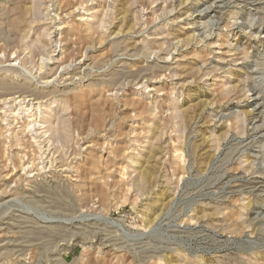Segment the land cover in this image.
Segmentation results:
<instances>
[{
	"label": "rangeland",
	"instance_id": "374dc122",
	"mask_svg": "<svg viewBox=\"0 0 264 264\" xmlns=\"http://www.w3.org/2000/svg\"><path fill=\"white\" fill-rule=\"evenodd\" d=\"M263 24L264 0H0V264H264Z\"/></svg>",
	"mask_w": 264,
	"mask_h": 264
},
{
	"label": "bare ground",
	"instance_id": "6f19581e",
	"mask_svg": "<svg viewBox=\"0 0 264 264\" xmlns=\"http://www.w3.org/2000/svg\"><path fill=\"white\" fill-rule=\"evenodd\" d=\"M225 1H226V0H225ZM227 3H228V2H227ZM77 7H78V6H77ZM224 9H225V8H224ZM72 10L76 11L77 9H76V7H75V8L72 9ZM143 10H144V9H143ZM87 11H88V10H87ZM141 12H142V11H141ZM93 18H94L93 16H89V17L80 16L79 22H81V23H80V24H81V27H83V26H82V23H83V24L87 27V32L90 31V27L94 26V25H92V23H93ZM156 18H157V17H156ZM220 19H221V18H220ZM96 20H97V19H96ZM98 20H99V19H98ZM153 21H154V20H153ZM156 22H157V21H156ZM228 23H229V22H228ZM140 24H141V23H140ZM102 25H103V24H102ZM263 25H264V24H263ZM85 26H84V27H85ZM252 26H253V25H252ZM84 27H83V28H84ZM99 27H100V25H99ZM229 27H230V26H229ZM94 28H95V27H94ZM94 28H91V29L95 30ZM93 32H94V31H92V33H93ZM96 32H97V31H96ZM90 33H91V32H89V34H90ZM164 33H165V32H164ZM85 34H88V33H85ZM89 34H88V35H89ZM100 35H101V34H100ZM90 36H91V35H89V37H90ZM216 45H217V44H216ZM218 47H219V46H218ZM172 50H173V49H172ZM174 50H175V49H174ZM218 50H219V49H218ZM227 50H228V49H227ZM178 51H179V50H178ZM19 53H20V52H19ZM170 53H171V52H170ZM14 54H15V53H14ZM22 54H23V53H22ZM15 55H16V54H15ZM15 55H14V56H15ZM229 55H230V54H229ZM229 55H227V57H229ZM168 56H170V55H168ZM0 57H1V56H0ZM170 57H171V56H170ZM5 58H6V57H5ZM17 58H18V57H17ZM212 58H213V57H212ZM145 59H146V58H145ZM225 59H226V58H224V57L221 58V59L219 58V60H218L219 64H217V66H214V67H213L214 70H212L211 72L206 73L205 76H206L207 74L210 75V74L214 73L215 70L217 71V70L222 69V64L225 62ZM227 59H228V58H227ZM17 60H18V59H17ZM167 60H168V59H167ZM232 60H233V59H232ZM4 61H5V60H4ZM162 61H163V60H162ZM168 61H169V60H168ZM234 61H235V60H234ZM79 62H80V61H79ZM16 63H17V62H16ZM70 63H71V62H70ZM66 65H67V64H66ZM219 65H221V66H219ZM229 65H230V64H229ZM63 66H64V65H63ZM22 68H23V67H22ZM59 69H60V68H59ZM166 72H167V71H166ZM67 73H68V72H67ZM123 73H124V72H123ZM162 74H163V73H162ZM168 74H169V73H168ZM164 75H165V74H164ZM208 75H207V76H208ZM57 76H58V75H57ZM75 76H77V75H75ZM207 76H206V77H207ZM164 78H165V77H164ZM258 79H259V78H258ZM73 80H74V79H73ZM143 80H144V79H143ZM73 82H74V81H73ZM214 82H215V81H214ZM47 83H49V82H47ZM141 84H142V83H141ZM141 84H140V85H141ZM247 84H248V82H247ZM16 85H17V84H16ZM41 85H42V84H41ZM45 85H47V84H45ZM23 86H24V85H23ZM27 88H28V87H27ZM4 89H5V88H4ZM9 89H11V88H9ZM150 89H152V88H150ZM154 89H155V88H154ZM154 89H153V90H154ZM8 91H9V90H8ZM12 91H13V89H12ZM17 91H18V90H17ZM22 91H24V89H22ZM251 91H254V89L250 90V92H251ZM32 92H34V90H33ZM35 92H36V91H35ZM35 92H34V93H35ZM28 93H29V92H28ZM38 93H39V92H38ZM248 93H249V92H248ZM14 94H15V93H14ZM20 94H21V93H20ZM29 94H30V93H29ZM21 95H22V94H21ZM47 95H48V94H47ZM245 95H246V94H245ZM35 96H36V95H35ZM38 96H39V95H38ZM9 97H10V96H9ZM20 97H21V96H20ZM31 97H32V96H31ZM33 97H34V96H33ZM36 97H37V96H36ZM41 97H42V96H40V98H41ZM243 97H244V95H243ZM246 97H247V96H246ZM7 98H8V97H7ZM13 98H14V97H13ZM38 98H39V97H38ZM40 98H39V99H40ZM42 98H43V97H42ZM244 98H245V97H244ZM248 98H249V97H247L246 99L248 100ZM1 99H2V98H1ZM19 99H21V98H19ZM25 99H26V98H25ZM31 99H32V98H31ZM33 99H34V98H33ZM6 100H7V99H6ZM35 100H36V99H35ZM8 101H9V99H8ZM16 101H17V100H16ZM18 101H19V100H18ZM38 101H39V100H38ZM4 102H5V100H4ZM6 102H7V101H6ZM10 102H11V101H10ZM29 102H30V101H29ZM33 102H34V101H33ZM33 102H32V103H33ZM36 102H37V101H36ZM1 103H2V102H1ZM20 103L22 104L21 101H20ZM34 103H35V102H34ZM4 104H6V103H4ZM21 104H19V105H21ZM8 105H10V104H8ZM23 105H24V104H23ZM23 105H22V106H23ZM38 105H40V104H38ZM13 106H14V105H13ZM29 106H30V105H29ZM4 107H6V106H4ZM9 107H11V106H9ZM16 107H17V106H16ZM23 107H24V106H23ZM36 107H37V106H36ZM6 108H7V107H6ZM19 108H21V107H19ZM33 108H34V106H33ZM11 109H12V107H11ZM8 110H9V109H7V111H8ZM29 110H30V109H29ZM29 110H28V111H29ZM38 110H39V109H38ZM1 111H2V110H1ZM24 111H25V110H24ZM30 111H31V110H30ZM169 111H170V110H169ZM11 113H12V112H11ZM23 113H24V112H23ZM34 113H35V112H34ZM175 113H176V112H175ZM7 114H8V113H7ZM0 115H1V114H0ZM11 116H12V115H11ZM30 116H32V114H30ZM1 117L3 118L2 115H1ZM17 117H18V115H17ZM27 117H28V116H27ZM5 118H6V117H5ZM14 118H15V117H14ZM14 118H13V119H14ZM255 118H256V117H255ZM6 119H7V118H6ZM30 119H31L30 121H32L33 118L30 117ZM242 119H243V118H242ZM0 120H2V119H0ZM14 120H15V119H14ZM230 120H231V119H230ZM5 121H7V120H5ZM17 121H18V120H17ZM49 121H50V120H49ZM3 122H4V121H3ZM9 122H10V121H9ZM14 122H15V121H14ZM14 122H13V123H14ZM33 122H34V121H33ZM39 122H40V121H39ZM26 123H29V122H26ZM30 123H31V122H30ZM37 124H38V122H37ZM42 124H43V123H42ZM11 125H12V124H11ZM22 125H23V124H22ZM24 125H25V124H24ZM27 125H28V124H27ZM30 125H32L31 127L34 126L32 123H31ZM263 125H264V119H263V121H262V123H261V128H262ZM35 126H36V125H35ZM8 127H9V126H8ZM52 127H53V129H55V131H56V129H57V125H56V126H52ZM27 128L29 129L28 126H27ZM40 128H41V127H40ZM240 128H241V127H240ZM261 128H260V129H261ZM28 129H27V130H28ZM8 130H9V129H8ZM20 130H21V129H20ZM20 130H17V131H19V133H20V132H21ZM27 130H26V131H27ZM26 131H25L24 133H26ZM149 132H151V131H149ZM244 132H245V131H244ZM7 133H9V132H7ZM19 133H18V134H19ZM21 133H22V132H21ZM21 133H20V134H21ZM31 133H33V132H31ZM37 133H38V132H37ZM132 133H133V132H132ZM39 134H40V133H39ZM9 135H10V134H9ZM24 135H25V134H24ZM12 136H13V135H12ZM10 137H11V136H10ZM33 137H34V136H33ZM38 137H39V136H38ZM3 138H4V137H3ZM27 138H28V137H27ZM45 138H46V137H45ZM29 139H30V138H29ZM1 140H2V139H1ZM6 140H7V139H6ZM8 140H9V139H8ZM21 140H22V139H21ZM25 140H26V139H25ZM30 140H31V139H30ZM41 140H42V139H41ZM45 140H46V139H45ZM47 140H48V139H47ZM18 141H19V139H18ZM28 141H29V140H28ZM34 141H35V140H34ZM14 143H15V141H14ZM38 143H39V142H38ZM46 143H47V142H46ZM41 144H42V143H41ZM134 144H135V143H134ZM139 144H140V143H139ZM175 144H176V143H175ZM20 146H21V145H20ZM37 146H38V144H37ZM38 147H39V146H38ZM22 148H23V147H22ZM108 148H109V146H108ZM245 148H246V147H245ZM30 149H31V148H30ZM30 149H29V150H30ZM41 149H42V148H41ZM102 149H103V147H102ZM127 149H128V148H127ZM100 150H101V149H100ZM106 150H107V149H106ZM132 150H133V149H132ZM132 150H131V151H132ZM107 151H108V150H107ZM131 151H130V152H131ZM134 151H135V150H134ZM23 152H24V151H23ZM26 152H27V151H26ZM26 152H25V153H26ZM25 153H24V154H25ZM44 153H45V152H44ZM18 154L20 155V153H18ZM24 154H21V156H22V155L24 156ZM32 154H33V153H32ZM27 155H28V154L26 153V156H27ZM42 155H43V154H42ZM136 155H138V154H136ZM40 156H41V154H40ZM32 157H33V156H32ZM32 157H31V158H32ZM134 157H135V156H134ZM169 157H170V156H169ZM20 158L22 159V157H20ZM20 158H19V161H20L21 164H22V161H21ZM27 158H28V156L26 157V161L24 162L25 164H26V162H27ZM40 158H43V157H40ZM98 158H99V157H98ZM17 159H18V158H17ZM132 159H133V158H132ZM241 159H242V158H241ZM22 160H23V159H22ZM24 160H25V159H24ZM180 160H181V159H180V153L178 152V150L176 149V147L173 146V151H172V161H173V163H174L173 165H174L175 167L172 168V169H175L174 171H176V172H179L178 169H179V166H180V164H181ZM29 161H30V160H29ZM45 161H46V160H45ZM129 161H131V160H129ZM164 161H165V160H164ZM18 163H19V162H18ZM18 163H17V164H18ZM28 163H29V162H28ZM35 163H36V162H35ZM43 163H44V162H43ZM48 163H49V162H48ZM100 163H101V162H100ZM239 163H240V162H239ZM31 164H32V163H31ZM31 164L29 163L30 166H31ZM56 164H57V163H56ZM29 165L27 164V166H29ZM34 165H35V164H34ZM34 165H33V166H34ZM94 165H95V164H94ZM130 165H131V164H130ZM27 166H26V167H27ZM40 166H41V164H40ZM42 166H43V165H42ZM171 166H172V165H170V167H171ZM14 167H15V166H14ZM14 167L12 166V168H14ZM21 167H22V166H21ZM26 167L24 166V168H26ZM43 167H44V166H43ZM48 167H49V166H48ZM22 168H23V167H22ZM24 168H23V169H24ZM31 168H32V167H30V170H31ZM34 168H36V167H33V169H34ZM38 168H39V167H38ZM38 168H36V169H38ZM59 168H60V167H59ZM122 168H123V169L120 170L121 173L118 174V177H119L118 179H119L120 182H121V181H122V182L125 181V176H124L123 174H124V172H125V174H126V170H127V169H125L124 167H122ZM127 168H128V167H127ZM23 169H22V170H23ZM27 169H28V168H27ZM13 170H14V169H13ZM30 170H29V171H30ZM38 170H39V169H38ZM38 170H37V171H38ZM118 170H119V169H118ZM227 170H228V169H227ZM10 171H11V170H10ZM24 171H25V170H24ZM24 171H22V173H24ZM107 171H108V170H107ZM228 171H229V170H228ZM243 171H244V170H243ZM249 171H250V170H249ZM34 172H35V171H34ZM235 172H236V171H235ZM6 173H7V172H6ZM8 173H9V172H8ZM13 173H14V172H12L11 174H13ZM22 173H21V174H22ZM25 173H26V172H25ZM29 174H30V173H29ZM35 174L38 175V173H35ZM13 175H14V174H13ZM22 175H23V174H22ZM25 175H26V174H25ZM27 175H28V174H27ZM27 175H26V176H27ZM30 175H31V174H30ZM30 175H29V176H30ZM126 175H127V174H126ZM128 175H129V174H128ZM171 175H172V174H171ZM174 175H175V174H174ZM181 175H182V174H181ZM227 175H228V174H227ZM4 176H5V174H4ZM140 176H141V175H140ZM237 176H238V175H237ZM27 177H28V176H27ZM33 177H34V176H33ZM2 178H3V176H2ZM6 178H7V177H6ZM23 178H24V177H23ZM28 178H29V177H28ZM258 178L261 179L260 182H258V183H259L258 185L264 186V176H263V175H260ZM26 179H27V178H26ZM26 179H25V180H26ZM30 179H31V178H30ZM75 179H77V178H75ZM127 179H128V178H127ZM254 179H255V178H254ZM14 180H15V179H14ZM175 180H176V179H175ZM179 180H181V179H179ZM179 180H178V181H179ZM122 182H121V183H122ZM23 183H24V182H23ZM127 183H128V182H127ZM246 186H247V185H246ZM127 187H128V186H127ZM256 189H257V188H256ZM128 190H129V188H128ZM128 190H127V191H128ZM239 201H240V200H239ZM215 208H216V207H215ZM227 215H228V214H227ZM258 218H259V217H258ZM185 221H186V220H185ZM185 221H184V222H185ZM189 221H190V220H189ZM192 221H193V220H192ZM243 221H244V220H243ZM262 222H264V221H262ZM188 224H189V222H188ZM194 225H195V224H194ZM183 226H184V225H183ZM262 236H263V235H262ZM256 241H257V240H256ZM195 263H196V262H195ZM252 264H253V263H252Z\"/></svg>",
	"mask_w": 264,
	"mask_h": 264
}]
</instances>
